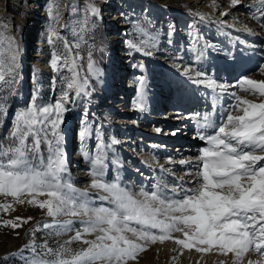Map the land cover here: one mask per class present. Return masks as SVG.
<instances>
[{
	"label": "rangeland",
	"instance_id": "1",
	"mask_svg": "<svg viewBox=\"0 0 264 264\" xmlns=\"http://www.w3.org/2000/svg\"><path fill=\"white\" fill-rule=\"evenodd\" d=\"M257 1L237 0V4L243 10ZM210 3L207 0H0V264H140L148 253H153L155 236H170L173 241L179 238L177 229L148 221L147 215L155 216L143 205L144 200L149 207L154 197L161 198L155 192L158 175L155 177L150 171L147 153H152V159L159 163L169 157L178 160L174 177H177L175 172L188 168L187 158L197 160L196 150L191 151L188 146L195 138L194 132L189 131L193 124L176 119L181 114L175 111L186 112V107L177 101L179 87L196 89V93L192 92L196 100L211 99L214 97L211 82L218 81L224 85L220 89L226 95L224 104H230L233 110L238 105L251 107L252 103L257 106L254 111L264 108V82L249 77L253 70L248 71L242 65L249 49L262 51L264 45L251 40L236 41L239 49L244 50L239 58L229 53L222 29L259 36L260 26L247 25L241 13L227 14L231 6L225 0H219L215 8ZM170 6L173 8L169 9ZM196 31L201 35L199 52L209 55L211 60L221 54L222 61L216 60V65L205 69L188 66L185 56L173 45L172 35L188 46ZM38 32L34 42L39 38L40 44L32 49L30 40ZM120 46H125L124 50ZM43 50L47 53L43 61L47 68L40 74L30 63L40 62ZM33 53L37 56L27 62V56ZM118 59L123 63H116ZM198 61L197 57L192 60L195 64ZM233 62H238V72L229 70L224 74L223 68L221 81L214 80L218 75L217 71L214 73L215 66ZM259 64L263 66L264 60H257L256 65ZM168 65L180 74H174L166 68ZM233 83L238 85L232 86ZM238 86L242 89L235 91ZM112 89L114 97L107 98L105 105L96 106L97 99L104 98L105 91L111 95ZM159 99L166 105L169 102L166 111ZM103 109L101 113L99 110ZM150 134L163 139L159 146L146 144L152 139ZM70 138L74 142L69 148L72 144L76 146L74 156L82 163L86 158L96 162L99 150L105 146L109 155L119 150L127 169L135 171L128 180L132 193L111 190L104 184L105 179L97 178V170L94 176L83 173L87 184L79 188L80 184L68 172L60 170L61 164L69 166L65 161L69 156L65 157ZM175 141L179 147L175 145L174 153H170ZM201 144L197 142L192 147L197 149ZM147 146L152 147L151 152ZM255 151L242 153L264 152L262 148ZM245 157L246 162H240L239 168L228 166V170L246 171L245 176L224 181L242 185L248 178L246 185L253 187L248 201L255 198L264 206V186L249 180L251 176L264 178V162L256 164L254 156ZM243 158L241 154L232 155L234 161ZM74 165L73 162L69 168L90 166L85 162L76 168ZM202 178L206 179L203 175ZM200 186L199 183L187 194L183 191L181 199H176L179 206L184 209L189 206L191 211L197 208L195 200L188 199H197ZM211 186L209 195L216 196L221 187ZM92 191L99 193L94 195ZM117 192L120 193L115 195ZM206 198L201 196L197 203L204 205ZM230 208H221L218 217L213 218L202 212L197 222H205L208 227L206 232L195 235L216 239V232L223 228L228 233L235 230L238 233L247 226L257 237L264 234L261 211L254 215L243 213L245 221H249L244 226L243 219L231 214ZM232 216L236 218L226 223ZM182 224L192 225L194 220ZM254 241L250 239L247 244L253 248L258 244ZM261 254L264 255L254 252L251 256L254 260L257 256L259 261Z\"/></svg>",
	"mask_w": 264,
	"mask_h": 264
},
{
	"label": "bare ground",
	"instance_id": "2",
	"mask_svg": "<svg viewBox=\"0 0 264 264\" xmlns=\"http://www.w3.org/2000/svg\"><path fill=\"white\" fill-rule=\"evenodd\" d=\"M207 1L211 2L210 4H213L212 8H215L219 0ZM225 1L226 5L231 6V9L230 11H227V14L241 13L240 16L242 18L245 17L243 22H245L247 25H259L261 28V35L259 36H255L246 32H240L232 28H222L223 31H225V35L227 36L226 42L229 45V53L235 55L237 54L240 58L244 50L239 49L237 43H241L242 39L261 43L262 46L264 45V23L260 24V21L262 22L264 15V1L259 0L257 2L249 3L243 10L241 9L240 5L237 4V0ZM171 7L172 6L168 8L170 9ZM255 11H259L260 13H255ZM119 28H121V26ZM175 32L178 33V30H176ZM38 34L39 32L35 34V37H38ZM172 38L174 39L173 45L175 46L177 52L185 56L186 60L189 63V67H192V65H198V67L205 69L210 65H216V63H218V61L216 60H223V56L221 54H216L214 58L216 60H211L209 55L199 52V38H201V35L198 31H196L194 36L190 39V42H188V46L187 44L184 45L182 41L178 40L179 38H177L175 35H172ZM37 39L38 42L36 44L38 47L40 41L39 38H36V40ZM30 41L32 43L31 46H33L34 42L32 41V38ZM258 45L259 48L262 47L260 46V44ZM42 52L44 53L40 55V62L34 64L31 61L30 63L32 64L33 69L40 72V74H44V70L47 68L46 66L44 67L43 63V61L47 58V53L44 50ZM32 56H34L35 58L37 54L33 53L27 56V62H29V59ZM195 57L199 59L198 64L192 62ZM242 60L243 68L246 67L248 71L253 70L254 72V74L250 75L249 77L253 76L254 78H257L258 80L260 79L264 82V65H256L257 60H260V62L264 60V49L262 51H260V49H249V51L246 53V56ZM215 67L216 69L214 73L217 71L218 75L214 80L219 81H221L222 78V76L220 75L221 69H226L224 74H227L229 70H231L232 73H236L239 71L238 62H233V64H229L228 66L219 65V68L218 66ZM166 68L171 69L174 74H180L178 69L172 67L171 65L166 66ZM211 80H213V78H211ZM80 85L82 87L84 86L82 81ZM211 85L213 87V90H211V92L214 94V97H211V99H206L204 97L197 100L194 99V97L192 96V92L196 93L197 90L190 89L186 86L179 87L180 93L177 96V101L181 106L186 107V112H181L180 109L177 110L179 112L175 111V114H181V116L176 119L178 122L181 121L186 124H193L192 130L189 131L194 132L192 137H195V141L194 139H192V142L189 141L188 146L191 151L196 150L197 160L194 157L190 160V157L188 156V168H184V170H180V172L178 173L175 172V174H177V177H174V171L177 167L176 163L178 160L174 159L173 157H169L164 163H159L158 161L152 159V153H147L146 160L149 163L148 167L151 168L150 171L154 173L155 177L156 175H158L157 179L159 183L157 184V186H155V192L157 191V196L161 198L158 199L157 197H154L155 201L149 207L147 206V201L144 200L143 205L148 208L147 210L150 212L148 213L155 216L154 218H152L150 217V215H147L146 218L149 219L148 221H152L157 225H164L171 229H177L179 238L176 241H173L170 236H155L156 247L154 248L153 253H148L145 262H142L140 264H264V255L262 256L261 254L259 261H257V256L255 260L251 256L254 252L264 253V234L257 237L256 235L252 234L253 230L250 231L249 229H247L249 226H247L246 230L242 232L240 231L238 233L235 232L236 230L228 233L225 231V228H223L222 231L216 232V239L213 238V236L203 239L201 236L195 235L197 234V232H206V228L208 227V225H205V222H197L198 218L202 216V212L208 215L209 218L218 217L221 208L230 206L231 214L235 213L238 217L243 219L245 223H243L244 226L248 225L249 221H245L246 217L243 216V213L248 212L253 214L254 212L261 211L259 216L264 215V213H262L264 212V206L260 205V200L254 198L252 199V201H248L247 196L251 194L253 190V187L251 185H246V183L248 182V178L247 180H245L247 182L243 183L242 185H238L230 181H224L226 179L232 180L233 178H239V176H245L244 174H246V171L242 169L228 170V166L235 169L239 168L240 162L245 161V156H254L255 158L253 161H257L256 164L264 162V152L258 155H246L242 153L245 150H251V152L254 153L253 151L258 150V148H262L264 150V108L261 111L257 112L256 110L254 111V107H257L256 104L252 103V106L250 107V104L248 103L249 105H245L246 107L238 105V107L236 108L237 110H233L230 104H224L226 95H224L220 91V89L223 90L224 85H222L218 81L211 82ZM235 85L237 86L238 83L232 84V86ZM241 89L242 86H238L235 91ZM160 99L159 104L162 105V108L164 104V108L166 111V106H170L169 102L166 105V102L161 103ZM241 102L243 103V101ZM199 106H201L202 109H199L198 111L197 107ZM169 113L171 114L173 112L169 111ZM181 128L183 129L182 125ZM176 136L177 134H175L173 138H176ZM150 138L152 139L148 140L146 144H152L155 147L159 146V143L163 141V139H156L155 135L153 134H150ZM67 141L68 142L66 144L65 159L68 155L69 160H65L66 163L68 162L69 166H72L73 162L75 165L77 163L79 165H83L84 162L86 165L90 164V166L88 167H81L76 170H72V168H69V166H67L66 164L60 165V170L62 172H66V174L68 172V174H70V176L74 178L73 181L80 184L79 188H84L87 184V182L83 181L86 179V177H84L86 175L85 173L88 172V176H94V171L97 170L99 172V174H96L97 178L100 177L102 179H105L104 184L108 188L110 187L111 190L116 189L120 191L121 194L122 192L123 194L129 195L132 193L131 184L128 182V180H130V177L135 173V171H133L132 173L130 172L131 168L129 170L127 169V166L123 161L124 158L122 157V155H119L121 153L119 150H116L111 155H109L107 154V149L105 146L104 148H101V150H99V157L96 162L90 160V158H86L88 160L84 159L82 160V163L81 160L79 161L78 158L74 156L75 153L73 154V149H75L76 146L72 144L71 148H69V145L74 142V139L70 138ZM197 142L202 143L200 148H193L192 146L197 144ZM175 145L177 146V148L179 147L175 141V144L169 150V152L172 151L170 153H174L173 148ZM147 147L149 148V152H151L152 147ZM70 150H72V152H70ZM193 153L195 154V152ZM234 153L241 154L244 156V158L241 161H234L232 159V155ZM77 165L75 166V168L77 167ZM160 172L163 173L162 176H159L161 174ZM83 173L85 175H83ZM202 175L205 176L206 179H203ZM226 175H228V177ZM249 180L255 181L254 185L264 186V178L251 176ZM164 181H168V184L166 182L164 183ZM141 182L143 181L141 180ZM199 183L201 184V186L200 190L198 191L199 193L196 196L197 199H188L189 202L195 200L194 205H196L197 208L191 211V209H189V206H186V209L179 206L176 199H181L180 196L183 195V191H185L184 194H187L188 192L193 190V187H198ZM224 184H226V186L222 187ZM217 185L221 188L216 191V196L214 195L216 198L212 201L214 196L212 195L211 197L209 195V193H212L209 187L211 186L212 188L213 186ZM92 193L94 195H98L99 192L92 191ZM119 193L117 192L115 193V195ZM204 195L207 196L206 199H203V202L205 204L201 205L197 203L199 202L201 196ZM165 198L167 199V201L171 202H167ZM216 199H218V201H215ZM230 219L234 218H227L226 223H231L233 221ZM190 220H194V224H182L183 221L188 222ZM150 231L153 232V227H150ZM156 232L157 231H155V233ZM229 234L234 236L228 237ZM238 237H243V240H239ZM250 239L251 241L252 239H254V242L257 241V246L253 248L252 246L250 247L247 244L248 241L250 242ZM207 241L209 243L206 246L205 243ZM181 243H186V245L184 246ZM223 249L226 250L227 254H224V252L222 251ZM257 249H260V251H258Z\"/></svg>",
	"mask_w": 264,
	"mask_h": 264
}]
</instances>
